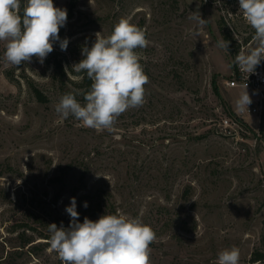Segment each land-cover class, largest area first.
Here are the masks:
<instances>
[{
	"label": "rangeland",
	"instance_id": "obj_1",
	"mask_svg": "<svg viewBox=\"0 0 264 264\" xmlns=\"http://www.w3.org/2000/svg\"><path fill=\"white\" fill-rule=\"evenodd\" d=\"M53 3L67 10L59 31L66 50L57 41L43 63L32 57L15 67L0 41V264H62L49 250L48 225L69 226L73 197L81 223L124 214L151 226L157 240L150 264H217L218 253L233 245L239 264H264L253 260L264 253V109L238 111L243 87L226 84L234 51L254 46L239 0ZM196 11L205 25L187 18ZM121 18L149 41L137 50L149 77L146 102L111 130L63 119L55 111L60 96L87 90L88 78L56 71L55 63L71 71L95 34L110 35ZM222 37L228 52L217 47ZM258 66L264 70V61ZM247 91L250 108L259 95ZM222 117L237 120L232 135Z\"/></svg>",
	"mask_w": 264,
	"mask_h": 264
},
{
	"label": "clouds",
	"instance_id": "obj_2",
	"mask_svg": "<svg viewBox=\"0 0 264 264\" xmlns=\"http://www.w3.org/2000/svg\"><path fill=\"white\" fill-rule=\"evenodd\" d=\"M239 12L254 29V46L241 49L234 64L249 75L264 61V0H239ZM187 18L198 27L207 23L198 11L190 12ZM66 21L67 10L54 6L53 0H26L23 8L21 0H0V41L6 42L5 61L19 67L36 57L43 63L57 41L61 50H66L69 41L59 36ZM95 36L90 48H82L83 58L71 66V71L67 66L64 69L68 76L71 72L86 73L90 89H73L61 95L55 111L63 119L73 116L86 128L111 130L120 115L146 102L149 77L137 50L147 48L149 41L145 30L127 18H121L110 35L97 32ZM229 45L230 41L223 37L217 42V47L226 52ZM247 87L246 82L235 101L240 112H249L252 103ZM77 97H83L84 102ZM65 210L71 217L67 228L62 224L48 225L49 250L58 255L62 264H150V245L157 235L139 217L102 215L96 221L85 217L81 223L74 197ZM239 259L240 250L233 245L218 253L217 264H239Z\"/></svg>",
	"mask_w": 264,
	"mask_h": 264
},
{
	"label": "built area",
	"instance_id": "obj_3",
	"mask_svg": "<svg viewBox=\"0 0 264 264\" xmlns=\"http://www.w3.org/2000/svg\"><path fill=\"white\" fill-rule=\"evenodd\" d=\"M244 47V46H242ZM244 49V48H242ZM241 49H239L235 56L239 53ZM247 82V89L255 91L258 93V103L250 107L248 110L250 113H256L260 115L262 113V110L264 109V70L261 66H257L255 73L249 74L247 72H242L237 66H235L234 74L233 76L226 81L227 86L229 87H243V85ZM221 126L225 128V130H228L229 134H233V131L236 130L234 125L237 124V120L231 118V117H222ZM233 128V130H232Z\"/></svg>",
	"mask_w": 264,
	"mask_h": 264
},
{
	"label": "trees",
	"instance_id": "obj_4",
	"mask_svg": "<svg viewBox=\"0 0 264 264\" xmlns=\"http://www.w3.org/2000/svg\"><path fill=\"white\" fill-rule=\"evenodd\" d=\"M70 10H71V8H70ZM230 37H231L230 34L227 33L226 38L229 39ZM238 50H239V49H238ZM238 50H235V51H234V55H235V53H236ZM55 64H56V67H55V68H56V71H62V72H64V65H63V63H62L60 60H58ZM234 69H235V67H234ZM87 83H88V88H87V90H88V89H90L91 81L88 79ZM32 87H33V90H34L35 94H36L37 97L39 98V100H41V101H46V97H45L44 94L41 92V90L38 89L36 86H32ZM215 89H216V91H218L217 86L215 87ZM87 90H85V91H87ZM69 91H70V90H69ZM262 126H263V125H262ZM263 127H264V126H263ZM263 127H262V128H263ZM262 258H264V253H263V252H257L256 256L253 257V260H258V259H262Z\"/></svg>",
	"mask_w": 264,
	"mask_h": 264
}]
</instances>
